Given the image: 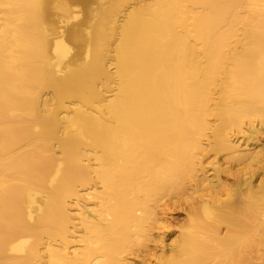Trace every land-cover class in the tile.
<instances>
[{
	"label": "bare ground",
	"instance_id": "obj_1",
	"mask_svg": "<svg viewBox=\"0 0 264 264\" xmlns=\"http://www.w3.org/2000/svg\"><path fill=\"white\" fill-rule=\"evenodd\" d=\"M0 264H264V0H0Z\"/></svg>",
	"mask_w": 264,
	"mask_h": 264
},
{
	"label": "rangeland",
	"instance_id": "obj_2",
	"mask_svg": "<svg viewBox=\"0 0 264 264\" xmlns=\"http://www.w3.org/2000/svg\"><path fill=\"white\" fill-rule=\"evenodd\" d=\"M167 216L170 225V226L168 225L169 228L168 227L166 228L167 232L173 229H179L180 227H182L181 225L182 223L184 224L187 223L186 212L181 209H177L175 211H169Z\"/></svg>",
	"mask_w": 264,
	"mask_h": 264
}]
</instances>
